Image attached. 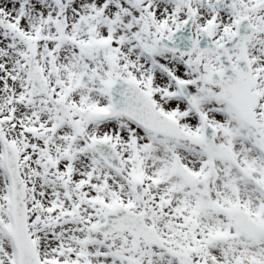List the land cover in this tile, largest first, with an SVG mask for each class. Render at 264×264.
<instances>
[{"label": "snow or ice", "instance_id": "6c2138e0", "mask_svg": "<svg viewBox=\"0 0 264 264\" xmlns=\"http://www.w3.org/2000/svg\"><path fill=\"white\" fill-rule=\"evenodd\" d=\"M0 264H264V0H0Z\"/></svg>", "mask_w": 264, "mask_h": 264}]
</instances>
